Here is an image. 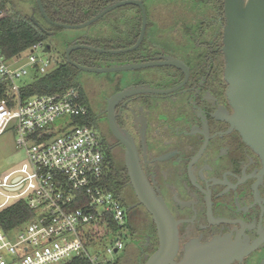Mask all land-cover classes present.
Wrapping results in <instances>:
<instances>
[{"label": "flooded vegetation", "instance_id": "af4514ba", "mask_svg": "<svg viewBox=\"0 0 264 264\" xmlns=\"http://www.w3.org/2000/svg\"><path fill=\"white\" fill-rule=\"evenodd\" d=\"M56 1H70L72 8L60 15V4L50 7L51 0H42L47 16L77 24L75 0ZM95 1L102 9L120 0ZM141 1L144 10L126 5L102 18L106 49L134 46L145 19L133 57L102 66L156 63L80 81L87 122L106 158L105 174L122 183L118 196L131 219L118 264H145L160 246L154 216L130 183L129 150L175 221L178 248L167 264H264V163L233 123L224 0ZM9 2L30 19L34 14L44 33L70 34L48 22L36 0L30 11ZM128 88L146 90L115 98Z\"/></svg>", "mask_w": 264, "mask_h": 264}, {"label": "built area", "instance_id": "2783aa9c", "mask_svg": "<svg viewBox=\"0 0 264 264\" xmlns=\"http://www.w3.org/2000/svg\"><path fill=\"white\" fill-rule=\"evenodd\" d=\"M6 14L0 9V18ZM45 47L38 42L12 59L0 51V81L6 88L0 101V135L15 128L17 148L26 152L20 172L7 181L0 178V194L6 198L0 201V212L21 200L35 212L20 226L0 227V264H63L76 257L90 264H113L111 256L124 248L121 235L103 252L91 254L87 246L103 247L98 235L103 225L115 231L129 218L119 196L101 184L106 158L85 120L84 96L77 87L25 100L21 96L29 81L56 67L51 57L38 53ZM10 196L14 200L8 202Z\"/></svg>", "mask_w": 264, "mask_h": 264}, {"label": "water", "instance_id": "95a60500", "mask_svg": "<svg viewBox=\"0 0 264 264\" xmlns=\"http://www.w3.org/2000/svg\"><path fill=\"white\" fill-rule=\"evenodd\" d=\"M42 16L51 24L67 30H80L103 18L107 13L126 5H139L141 0H120L100 9L84 22L67 24L54 22L46 14L42 0H36ZM225 27L223 34L225 77L228 83L227 96L234 109L233 123L243 139L261 157L264 163V0H224ZM33 23L43 29L34 14ZM145 19L138 42L125 49H106L87 43L72 42L65 48L67 63L80 71L92 73L129 72L153 63H125L109 66H86L75 62L71 53L76 50H89L105 54H119L135 50L144 36ZM47 50L51 46L46 47ZM146 90V89H144ZM141 88H128L116 95V99L144 91ZM130 147V145H129ZM127 166L130 183L139 201L153 214L159 232L160 246L145 264H167L171 262L178 248L177 228L165 203L141 172L129 150ZM20 180L17 177L13 182ZM130 209V208H129Z\"/></svg>", "mask_w": 264, "mask_h": 264}, {"label": "trees", "instance_id": "16d2710c", "mask_svg": "<svg viewBox=\"0 0 264 264\" xmlns=\"http://www.w3.org/2000/svg\"><path fill=\"white\" fill-rule=\"evenodd\" d=\"M50 1V0H49ZM50 3V7L55 6L53 3L60 4L61 11L60 15H65L67 9L72 8V2L67 1L65 3L53 2ZM90 3H86L84 0H75L76 9L79 11V15L74 17L73 23L84 22L92 15L93 12L100 9L103 3H98L95 0H90ZM9 0H0V9H3L7 14L0 18V51L6 56L7 59L21 56L24 52L32 48L38 42H44L46 47L49 45L48 41L51 40L52 36L44 33L38 28L32 20L25 16L22 12L16 9H11ZM128 6L126 8H130ZM47 11V5H45ZM123 9V8H118ZM86 10V12H85ZM60 19L62 22H69L64 19ZM103 20L100 19L97 22L91 24L85 29L81 30V33L73 36L68 33L65 34L64 41L66 44H72V42L87 43L90 45L110 48L104 39ZM94 29H97L99 34H93ZM64 43V44H65ZM134 52H126L121 54H105L98 53L89 50H76L71 53V58L80 64L86 66H102L108 62L120 60L123 58L133 57ZM63 60L50 72L34 77L21 89L22 99L25 100L30 96L37 94H53L63 93L71 87H77L84 96L83 88L78 78L79 69L67 63L65 50L62 53ZM6 88L0 81V101L5 99ZM85 98V96H84ZM87 122V117H86ZM88 123V122H87ZM107 189L119 195L121 184L116 178L111 175H106L101 182ZM35 212L31 210L26 201L21 200L15 204L7 207L0 212V227L4 230H10L17 226L22 225L28 220L32 219ZM63 264H90L88 260L82 257H76Z\"/></svg>", "mask_w": 264, "mask_h": 264}, {"label": "rangeland", "instance_id": "374dc122", "mask_svg": "<svg viewBox=\"0 0 264 264\" xmlns=\"http://www.w3.org/2000/svg\"><path fill=\"white\" fill-rule=\"evenodd\" d=\"M15 1V7L17 9H24L26 11H30L32 7H34L35 0H24V2H21V0H14ZM13 6H11V9ZM130 9V8H125ZM14 10V8L12 9ZM29 13V12H28ZM69 31L71 38L73 36H76L81 33V30H67ZM93 34H99L97 29H94ZM65 34H60L58 36H52L51 40L48 41L49 45L51 46L50 50H47L46 47L44 49H39L38 53L44 57L49 56L54 61L55 65L57 66L60 61L63 60L62 53L64 52L66 46L68 44L64 41ZM65 43V44H64ZM114 73H92V72H85V71H79L78 78L80 81H98L99 79L106 78L108 76H112ZM25 80H30V77H26ZM16 138H17V132L14 128L7 129L3 134L0 135V172H2L6 167L12 165L13 163L20 162L22 160H26V152L23 149L17 148L16 145ZM131 222V219H128V222L126 226L123 228H117L115 231H112V229L108 226L107 223L103 225L102 232L98 235L102 236V241L104 246H99L96 244H90L87 246V250L91 254H95L98 252H103L105 250H102L104 248L112 247L114 245L115 240L118 236L121 235L122 240L125 243L129 240V224ZM99 237V238H100ZM97 240V239H96ZM101 243V241L98 242V244ZM122 255V251L118 253H114L111 257L113 258V264H118L119 258ZM123 260V259H122ZM122 260L120 261V264L122 263Z\"/></svg>", "mask_w": 264, "mask_h": 264}, {"label": "crops", "instance_id": "0c3cea01", "mask_svg": "<svg viewBox=\"0 0 264 264\" xmlns=\"http://www.w3.org/2000/svg\"><path fill=\"white\" fill-rule=\"evenodd\" d=\"M25 163V160L20 162L13 163L12 165L6 167L2 172H0V178L5 179L6 181L9 180L14 175H17L20 172V168ZM5 196L0 194V201L5 200ZM14 200V196H10L8 198V202Z\"/></svg>", "mask_w": 264, "mask_h": 264}]
</instances>
